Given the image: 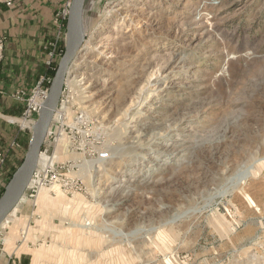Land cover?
<instances>
[{"label":"rangeland","instance_id":"rangeland-1","mask_svg":"<svg viewBox=\"0 0 264 264\" xmlns=\"http://www.w3.org/2000/svg\"><path fill=\"white\" fill-rule=\"evenodd\" d=\"M119 3L143 29L116 20ZM83 33L42 147L54 171L38 167L0 250L11 237L32 264H264V0H85ZM103 79L105 108L87 88ZM148 81L152 118L115 123ZM2 115L5 190L28 146L8 148L17 128Z\"/></svg>","mask_w":264,"mask_h":264},{"label":"crops","instance_id":"crops-1","mask_svg":"<svg viewBox=\"0 0 264 264\" xmlns=\"http://www.w3.org/2000/svg\"><path fill=\"white\" fill-rule=\"evenodd\" d=\"M68 1L17 0L10 8L0 4V34L6 37L0 63V115L21 111V104L13 95L19 91L30 92L45 74L42 45L53 35L51 20L55 11ZM4 127L0 130H9V126ZM13 135L10 133L9 140ZM22 211L18 209L14 218L25 217ZM8 239L10 244L0 250V264H32L31 254L23 250L24 245H17V239Z\"/></svg>","mask_w":264,"mask_h":264},{"label":"built area","instance_id":"built-area-1","mask_svg":"<svg viewBox=\"0 0 264 264\" xmlns=\"http://www.w3.org/2000/svg\"><path fill=\"white\" fill-rule=\"evenodd\" d=\"M16 1L17 0H0V4L4 5L7 8H10ZM69 4L70 1L66 2V4L63 7L55 11L53 18L51 20V25L53 27V35L49 41L45 42L42 45V51L45 53V61H44V65L46 69L45 74L39 78V80L32 87L30 92L27 93L25 91H19L13 95V98L16 101H18L22 107L21 113L19 115L17 116L2 115V117L5 118L6 123H8L9 125L16 126L17 128V130H15L16 132L14 136L10 141V144L8 145L9 149L23 151L25 148L24 134L27 133V135H29L30 137L32 135L33 129L37 122L39 112L46 100L49 86L53 78L51 76V72L55 70V65L57 64V61L63 55V46H65V41H66ZM5 41H6V37L0 34V63L3 56ZM72 90H73L72 78L70 82V80H68V75H67L62 86V91L60 93L58 104L53 112V117L49 131L47 133V137H49L52 134L53 125L57 122V119H59L61 115L64 113L66 106L68 105L69 96L72 94ZM40 154L43 155L46 154V150L41 151ZM5 162H6V155L3 152H0V168L5 165ZM46 168H47L46 170H48V168L51 169V171L50 170L47 171V174L54 171L53 165L48 166ZM42 172L43 170H40V168L38 167L35 168L31 181L27 187V191L21 202L24 201L29 196L28 195L29 190L31 189L32 185L38 183L39 180L38 178L40 177ZM46 179H47V175L45 174L43 178L45 184L47 183ZM25 235L26 233L23 231V229H21L20 239H22V241L25 240ZM3 243L4 240L0 239V245H3Z\"/></svg>","mask_w":264,"mask_h":264},{"label":"water","instance_id":"water-1","mask_svg":"<svg viewBox=\"0 0 264 264\" xmlns=\"http://www.w3.org/2000/svg\"><path fill=\"white\" fill-rule=\"evenodd\" d=\"M84 3L85 0H70L64 52L50 83L46 100L39 112L25 156L19 167L12 174L11 179L8 181L0 197V227L23 199L35 168L37 167L38 157L46 141L53 112L58 104L64 80L83 42Z\"/></svg>","mask_w":264,"mask_h":264},{"label":"bare ground","instance_id":"bare-ground-1","mask_svg":"<svg viewBox=\"0 0 264 264\" xmlns=\"http://www.w3.org/2000/svg\"><path fill=\"white\" fill-rule=\"evenodd\" d=\"M112 13L115 15V17L117 18L116 20L117 21H123V22H129L132 26H134L137 30L139 29H143V27L145 26V23L143 22V15L141 12H139L138 8L134 5H131V4H122V3H119V4H116L114 6V8L112 9ZM130 25V26H131ZM133 27V28H134ZM132 34V33H131ZM110 38V36L106 35V36H103L102 39L104 40H108ZM181 38V37H180ZM111 39V38H110ZM114 40H119L118 38H113ZM99 47V48H98ZM97 48L99 50L98 51V54L103 56L105 59H110L111 57H116L117 55H113L112 53H108L104 50V45H100L98 46ZM96 48V49H97ZM95 61V60H94ZM88 77L90 78H93V76L88 75ZM82 78V77H81ZM102 83L104 84L102 87H97V85L95 86V84L91 83L90 85H88L89 87L87 88H90L91 90V94H90V97L91 99L92 98H97V97H100V102L98 103V107H104L106 106V103L109 101L111 95H112V85L110 86V84L112 83V81L110 79H103L102 80ZM148 84H149V81L146 82L145 85H141L140 88L136 89L135 91V94H136V97L133 99V101L131 100V102H129V104L127 105V107L125 108L123 114H118V117L115 119V123H117L118 121H120V119H122L121 117L122 116H127L126 120H129V122H127L126 124H130L131 122H133L134 118H135V115L137 114H144L146 117H149L152 118L151 114H153L154 112L150 109V107L148 106L145 110V113L141 112V107L142 105H144L145 101L143 102L142 100H140V97L141 95H143L144 93L146 94L147 92V89H148ZM147 86V87H146ZM146 87V88H145ZM85 93V92H84ZM123 95V94H122ZM123 97V96H122ZM125 98V97H124ZM125 100V99H124ZM94 108V107H93ZM105 108V107H104ZM94 111V109H93ZM97 111V109H96ZM99 110L96 112L98 113ZM147 114V115H146ZM98 114H96L97 116ZM98 117V116H97ZM102 117V116H101ZM100 117V118H101ZM121 122V121H120ZM134 127V126H132ZM144 129V128H143ZM148 129V128H147ZM171 129V128H170ZM139 134V133H138ZM164 135V134H163ZM161 134H156L154 136V141L155 139H160L161 138ZM153 139V138H152ZM153 141V142H154ZM150 142V141H149ZM154 144V143H153ZM152 144V145H153ZM151 145V146H152ZM150 149V148H149ZM41 165H47V166H52V161L50 158H47L45 157L43 154H40L39 157H38V161H37V167L41 166ZM31 185V184H30ZM42 194H47V191L45 190H42ZM49 197V196H47ZM45 199V198H44ZM16 212H17V208H15L11 214L5 219V221L1 224V228H3L11 218H14L15 215H16ZM5 243L6 245H9L10 241L8 239L5 240ZM9 248V247H8Z\"/></svg>","mask_w":264,"mask_h":264},{"label":"trees","instance_id":"trees-1","mask_svg":"<svg viewBox=\"0 0 264 264\" xmlns=\"http://www.w3.org/2000/svg\"><path fill=\"white\" fill-rule=\"evenodd\" d=\"M63 52H64V46H63ZM56 68H57V64L55 65V70H56ZM55 70H53L52 72H51V76L53 77L54 76V73H55ZM21 113V111H19L18 113H16V114H20ZM4 115H16V114H11V113H3ZM17 116V115H16ZM29 138H30V136H29ZM29 138H28V136L26 137V140H25V143H24V146H25V148L27 147V145H28V140H29ZM21 164V163H20ZM14 171H15V169L13 170V171H10L9 172V175H8V178H7V181H9V179L11 178V176H12V174L14 173ZM3 192H4V188H3V186L2 187H0V197H1V195L3 194Z\"/></svg>","mask_w":264,"mask_h":264}]
</instances>
